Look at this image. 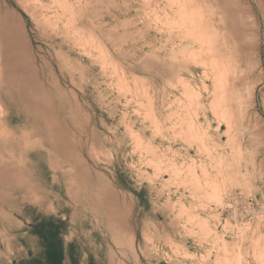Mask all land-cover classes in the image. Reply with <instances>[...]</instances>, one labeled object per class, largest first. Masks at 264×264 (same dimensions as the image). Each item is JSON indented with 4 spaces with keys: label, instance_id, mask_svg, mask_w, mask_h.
<instances>
[{
    "label": "rangeland",
    "instance_id": "rangeland-1",
    "mask_svg": "<svg viewBox=\"0 0 264 264\" xmlns=\"http://www.w3.org/2000/svg\"><path fill=\"white\" fill-rule=\"evenodd\" d=\"M187 1L0 0V264H264V0Z\"/></svg>",
    "mask_w": 264,
    "mask_h": 264
},
{
    "label": "bare ground",
    "instance_id": "bare-ground-1",
    "mask_svg": "<svg viewBox=\"0 0 264 264\" xmlns=\"http://www.w3.org/2000/svg\"><path fill=\"white\" fill-rule=\"evenodd\" d=\"M192 1V0H191ZM199 1V0H198ZM219 1V2H218ZM40 2V1H39ZM171 2V1H170ZM188 2V1H187ZM189 2H190V0H189ZM189 2H188V4H189ZM194 2V0L192 1V4H194V6L192 5H190L189 4V6H191V8L193 7V9H194V7H196V5H195V3H197V2H195V3H193ZM200 2V1H199ZM179 3H181V2H179ZM191 3V2H190ZM208 3H209V5H211V6H214V7H218L220 4L219 3H221V7H223V8H227L230 12H231V14H232V16H233V23L231 24V23H229V26L228 25H226V24H224L225 22H224V20L222 19V17H221V15H219L218 16V18H219V24H218V28L216 29V31H215V28H214V26H213V23L211 22L212 21V19H213V17H211L210 15L212 14V13H210V15H209V19H207L205 22H204V24L206 25L205 26V28L207 29L206 31H207V34H206V39L205 38H200V37H204V35H202V33L200 34L199 33V31H196V36H197V39H200V40H203L204 42H205V40H206V42H208V43H202L201 41H199V40H197L198 42H200V44L199 45H201V43L202 44H204L205 45V47L207 46V47H209L210 49L211 48H214L215 46H214V43H215V40H217L219 37L222 39V40H225V41H228V42H230L231 43V45L233 46V48H234V50L235 49H238L239 50V47H240V49H241V53H242V55H241V53H240V59L244 62V64L246 65L247 63H249V61H250V59L253 57V55H254V49H256V48H254V46H253V44H252V42H251V40L253 41L255 38L253 37L254 35H252V38H254V39H250V35H249V31H248V27H247V25H245L244 26V24L243 23H241L242 21H241V19H240V13L242 12L241 11V9L240 10H237V4H236V2H234V8H233V10H232V4H231V1L230 0H208ZM182 4V3H181ZM187 4V5H188ZM200 3H198L197 4V7L196 8H199L200 10H198V9H195V11L196 10H198L197 11V13L200 11H202V7H201V4L199 5ZM179 5V4H178ZM182 5H184V4H182ZM185 6V5H184ZM198 6H200V7H198ZM181 8V6L179 7V9ZM185 8V7H184ZM184 8H182V9H184ZM188 8V7H187ZM190 8H188V9H186V10H189ZM193 9L192 10H190V11H193ZM204 9V8H203ZM244 9H245V11H249V10H247V8H245L244 7ZM258 9H260V8H258ZM183 12H184V10H182ZM181 11V12H182ZM164 12V11H163ZM176 12V11H175ZM177 12H178V10H177ZM180 12V13H181ZM182 12V13H183ZM189 12V11H188ZM205 13L207 12V10L206 11H204ZM165 13H167V12H165ZM181 13V14H182ZM185 13V12H184ZM183 13V14H184ZM193 12H190L189 13V16L188 17H190V15L192 14ZM208 13V12H207ZM206 13V14H207ZM244 13V12H243ZM176 14V13H175ZM203 13L201 12V14L200 13H198V15H199V17H202L203 15H202ZM206 14H204V15H206ZM185 15H187V14H185ZM198 15L197 16H195V15H192V17H190V19L191 18H193V16H195V18L197 19H195L194 18V20L196 21V22H198V25H201L200 23H199V21H201V19H199V17H198ZM182 16V15H181ZM207 16V15H206ZM205 16V19L206 18H208V17H206ZM163 17H164V15H163ZM179 17H180V15H179ZM211 17V18H210ZM245 17V16H244ZM165 18V17H164ZM187 18V17H186ZM204 18V17H203ZM176 19V18H175ZM182 19H184V18H182ZM188 19V18H187ZM165 20H166V18H165ZM169 20H172V18L171 19H169ZM180 20V19H179ZM199 20V21H198ZM203 20V19H202ZM168 21V20H167ZM180 22V21H179ZM182 22V21H181ZM183 22H184V20H183ZM188 22H189V20H188ZM191 22V21H190ZM168 23H169V21H168ZM170 23H171V21H170ZM173 23V22H172ZM175 23V22H174ZM166 24V23H165ZM181 24H185V23H181ZM180 24V25H181ZM192 24V23H191ZM169 25V24H168ZM194 25H196V24H194ZM198 25L195 27L194 26V28H197L198 27ZM192 26H193V24H192ZM191 27V26H190ZM200 27V26H199ZM202 27V26H201ZM200 27V28H201ZM253 28H255V26L253 25ZM197 30V29H196ZM198 30H200V29H198ZM201 30H203V29H201ZM204 31V30H203ZM198 32V33H197ZM192 33H194L195 34V32H192ZM198 34V35H197ZM199 34H200V37H199ZM204 34H205V31H204ZM190 35H191V33H190ZM186 37V36H185ZM192 37H194V36H192ZM199 37V38H198ZM196 39V38H195ZM7 40H11L9 37H7ZM221 40V41H222ZM197 42V43H198ZM223 42V41H222ZM253 43H254V41H253ZM196 44V43H195ZM222 44H224V43H222ZM2 47H3V45H2ZM13 47H14V45H11L10 43H8V41H6L5 43H4V47H3V55H4V62L7 64V62H12V60L11 61H9L8 60V58L10 57L11 59H12V55H13V53L11 54V56H10V53H9V50H12L13 51ZM204 47V48H205ZM205 48L206 50L208 49V48ZM218 48V47H217ZM227 48V47H226ZM209 49V50H210ZM214 49H216V48H214ZM228 49V48H227ZM208 50V51H209ZM212 50V52H215V51H217V50H219V49H217V50H213V49H211ZM190 51V50H189ZM220 51V50H219ZM218 51V52H219ZM223 49H222V52H221V54H226L225 53V51H224V53H223ZM14 54H15V57H17V55H18V51L15 53L14 52ZM211 55V60H212V56H214V55H212V54H210ZM218 56V54L217 53H215V56ZM214 56V57H215ZM221 56V55H220ZM219 56V59H221V57ZM227 58L229 57V56H227V54L225 55ZM14 57V58H15ZM231 57H233V56H230V58ZM218 59V58H217ZM233 59V58H232ZM14 60H16V58L14 59ZM223 60H225V59H223ZM222 60V61H223ZM214 61H215V59H214ZM221 61V60H220ZM221 61V62H222ZM228 62V61H227ZM212 63H213V61H212ZM221 64V63H220ZM222 64H223V62H222ZM229 64V63H228ZM231 64V63H230ZM214 65V64H213ZM19 66V65H18ZM18 66H16L17 67V70H19L18 68ZM230 66V65H229ZM212 67V66H211ZM231 67V66H230ZM229 69H231V68H229ZM230 71L231 70H229V72L228 73H230ZM235 72V71H234ZM234 72H231V74H233ZM230 74V75H231ZM232 76H234V75H232ZM235 77V76H234ZM233 77V78H234ZM237 77V76H236ZM228 78H229V74H228ZM230 79V78H229ZM260 79V78H259ZM234 81V80H233ZM232 81V82H233ZM260 81V80H259ZM3 83L4 84H6V88L3 86ZM234 83V82H233ZM3 87V90H5V89H9V92H11V91H13V93H15V90H17L18 92H19V90L20 89H23V88H26V90H27V87H25L24 85H23V82H18V84H17V86H16V83H14V82H11V80H8L6 77H4V75H3V73H2V71H0V88H2ZM16 87V88H15ZM229 88H231V85L230 86H228ZM234 88H235V86H234ZM1 90V89H0ZM229 90V89H228ZM230 91V90H229ZM236 91V90H235ZM239 93V92H238ZM229 94H231V93H229ZM240 94V93H239ZM231 96H232V94H231ZM230 95H228V94H226L224 97H223V100H222V107L227 111V112H232V110H233V103L231 102L232 101V97H231ZM236 96V95H235ZM237 96H238V94H237ZM236 96V97H237ZM236 102V101H235ZM11 103H12V106L14 107V102L11 100ZM239 103V102H238ZM234 104H236V103H234ZM236 105H238V104H236ZM235 107V106H234ZM238 109V108H237ZM236 110V109H235ZM228 121V120H227ZM255 131V130H254ZM256 131H257V129H256ZM257 133V132H256ZM257 241H258V239H257ZM256 241V242H257ZM255 242V243H256ZM255 243H253L254 245H255ZM259 243V242H258ZM263 243V242H262ZM260 245V244H259ZM253 246V245H252ZM261 246V245H260ZM261 251L262 250H264V247H262L261 249H260ZM259 255H260V253H259ZM258 255V256H259ZM260 257V256H259ZM259 259V258H258ZM260 259H262V258H260ZM260 262V261H259ZM258 264V263H257Z\"/></svg>",
    "mask_w": 264,
    "mask_h": 264
},
{
    "label": "trees",
    "instance_id": "trees-1",
    "mask_svg": "<svg viewBox=\"0 0 264 264\" xmlns=\"http://www.w3.org/2000/svg\"><path fill=\"white\" fill-rule=\"evenodd\" d=\"M47 259L50 264H60L61 250L56 237L47 239ZM35 262V261H34ZM37 262V261H36Z\"/></svg>",
    "mask_w": 264,
    "mask_h": 264
}]
</instances>
